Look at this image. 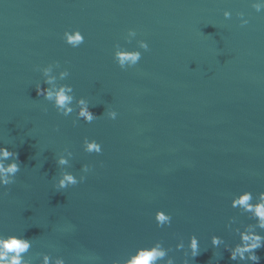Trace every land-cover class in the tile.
<instances>
[{
    "label": "water",
    "instance_id": "water-1",
    "mask_svg": "<svg viewBox=\"0 0 264 264\" xmlns=\"http://www.w3.org/2000/svg\"><path fill=\"white\" fill-rule=\"evenodd\" d=\"M129 28L149 50L122 71L112 45L124 44ZM66 29L84 43L66 45ZM53 61L98 119L74 125V114L61 116L37 96L34 84L47 85L34 67ZM106 107L115 120L103 116ZM84 137L102 153H84ZM0 146L18 153L21 169L0 188V232L34 239L32 264L37 252L68 264L86 253L107 261L154 240L174 248L189 234L201 247L190 264H237L209 236L237 243L227 218L252 221L229 207L232 194L264 190V10L248 0H0ZM65 148L73 153L66 170L93 168L57 191L55 153ZM157 209L172 215L170 227H156ZM67 224L75 230L62 231ZM256 254L264 264V247Z\"/></svg>",
    "mask_w": 264,
    "mask_h": 264
},
{
    "label": "clouds",
    "instance_id": "clouds-1",
    "mask_svg": "<svg viewBox=\"0 0 264 264\" xmlns=\"http://www.w3.org/2000/svg\"><path fill=\"white\" fill-rule=\"evenodd\" d=\"M249 6L256 13L264 10V0H248ZM225 20L232 18L233 13L227 9L221 12ZM236 19L240 27L249 24L244 12L237 11ZM136 30L129 28L124 35V44L114 42L112 45L111 57L114 64L122 71L135 68L142 59V53L149 50V44L143 39H135ZM63 42L71 48H78L84 43V35L78 29L64 30L61 34ZM135 39V47H125L132 44ZM41 80L47 87L42 88L40 80L34 84L37 96L50 103L55 111L64 117L74 114L73 124L79 121L91 123L98 119L90 111V102L85 97H76L74 89L70 84L62 83L70 73L67 68L61 66L58 61H53L44 66H35ZM103 116L109 120H115L118 116L116 110L106 107ZM81 148L84 153L99 155L102 153V145L95 139L84 137L81 141ZM73 153L65 148L55 153V163L58 173L53 177V189L65 190L71 186L83 183L87 174L92 171L93 165L81 164L79 175H74L66 170L70 167ZM18 153L0 146V188H6L16 182V174L20 171ZM229 207L237 210L241 216H245L251 223H241L236 216H229L225 223V229L229 230L238 242L229 245L222 236L212 234L209 236L213 248L222 246L228 251L229 259L237 264H259L260 257L256 250L264 247V190L253 192L247 189L232 194L229 200ZM153 221L157 228H167L172 224V215L162 209H157L153 214ZM62 231H74V224H67ZM34 239H27L24 235L0 232V264H32L27 258L30 249L33 248ZM182 252L180 264H190L191 259L199 255L201 251L200 241L196 234H189L187 241L183 238L177 240L173 246L165 247L160 240H154L145 246H137L134 251L113 256L105 261L96 254L86 253L80 259L82 264H177L174 256L169 253ZM38 264H68L63 255H50L47 252H37ZM214 255H219L214 253Z\"/></svg>",
    "mask_w": 264,
    "mask_h": 264
}]
</instances>
